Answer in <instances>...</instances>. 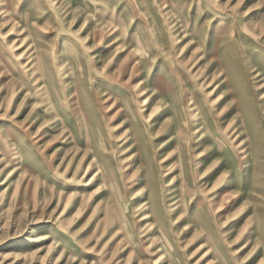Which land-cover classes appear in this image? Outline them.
<instances>
[{"label": "rangeland", "instance_id": "rangeland-1", "mask_svg": "<svg viewBox=\"0 0 264 264\" xmlns=\"http://www.w3.org/2000/svg\"><path fill=\"white\" fill-rule=\"evenodd\" d=\"M89 1L0 0V264H264V0Z\"/></svg>", "mask_w": 264, "mask_h": 264}, {"label": "bare ground", "instance_id": "bare-ground-1", "mask_svg": "<svg viewBox=\"0 0 264 264\" xmlns=\"http://www.w3.org/2000/svg\"><path fill=\"white\" fill-rule=\"evenodd\" d=\"M202 34V33H201ZM215 43V42H214ZM15 45V44H14ZM220 45H219V41L218 42H216V44H214V45H211V44H209V46L206 48V49H204L203 51L205 52L206 51V53H207V50H209V54L208 55H215V54H217V55H220V53H221V62H222V67H225V66H227L228 65V63H226L225 64V59L223 58L224 57V47H223V49H222V51L219 49L220 47H219ZM4 50V49H3ZM221 51V52H220ZM199 54H200V52H199ZM198 55V54H197ZM220 57V56H219ZM24 61H26V62H24V64L22 65V66H20L19 67V65L18 66H16V70L18 69L19 71H20V75H18V77L21 79V81H23V84H22V82H21V84L24 86L23 88H22V91L24 92L26 89H30L31 90V92H34L33 91V88L35 89V87H37L36 88V91L34 92V93H36V95L38 96H41V94H42V90L44 89V88H42L43 86H41V84L40 83H42V80H43V78L45 77V75H46V73H44V71L43 70H41V71H39V73L37 72V73H35V71L38 69V67L37 66H33V63L31 62V61H29L28 60V57H26L25 58V60ZM32 64V66H29V65H31ZM255 64H257V63H255ZM232 65H233V63H232ZM33 67V68H32ZM229 67V66H228ZM235 68V67H234ZM139 74H141V72L139 71ZM228 74V73H227ZM254 74V73H253ZM255 75V74H254ZM184 78V77H183ZM182 78V79H183ZM262 78V77H261ZM230 79H231V77H230V75L228 74V80H229V82H231L230 81ZM186 81V80H185ZM260 83V82H259ZM190 84V83H189ZM229 84V83H228ZM258 84V83H257ZM38 85H39V87H38ZM164 85V84H163ZM263 85V83L261 84V86ZM193 86V85H192ZM69 89L72 87L71 85H69V86H67ZM220 85L219 86H217L216 88H215V94L214 95H216V91H217V89L219 90L220 89ZM165 88V87H164ZM163 88V89H164ZM187 88V87H186ZM194 88V87H193ZM45 89H47V87L45 88ZM39 90V91H38ZM264 90V89H263ZM21 91V89L19 90V91H16V88L15 87H13L12 89H11V96H13V94H16V92L17 93H19ZM21 91V92H22ZM98 91V90H97ZM129 91V90H128ZM166 92H168V90H165ZM189 91V90H188ZM262 92V91H261ZM260 92V93H261ZM41 93V94H40ZM188 93V92H187ZM241 94V93H240ZM264 94V93H263ZM262 94V95H263ZM187 95V94H186ZM28 96V93L27 92H25L24 93V97L23 98H26ZM218 96H221V93L220 94H218ZM217 96V97H218ZM226 96H227V94L226 93H223V98H226ZM117 98H119V97H117ZM126 98L128 99V100H131L132 102H131V105H129V110L131 111V113H133V112H137L138 114H139V109L141 108L142 109V107L140 106L141 105V103L138 105V109H137V107L136 106H134L133 105V102H134V100H135V96H134V94L133 93H131V91H129V93H128V95H126ZM216 99V98H215ZM191 100V97L189 98V100H188V102H187V104L184 106V108H185V112H184V117L187 119V122H182V123H180L181 124V126H183L186 130H189L191 127L189 126V122H190V119H191V116H189V115H192V113H193V111H194V109L192 108V106L196 103V101H190ZM199 100V99H198ZM68 101L70 102V101H72V102H70V105H71V107H72V109L74 110V111H78V110H81V102H80V99L77 101V96L76 95H74V96H72V97H70L69 99H68ZM106 101V100H105ZM144 101V100H143ZM243 101V100H242ZM11 99L9 98L8 100H5L4 99V101H2L1 103H0V109L2 108V109H5V110H9V108H10V105H11ZM136 102V101H135ZM217 102H218V104L221 102V98H219L216 102H215V108L216 107H218V104H217ZM153 102L152 101H144L143 102V104H145V111H146V118H148L149 119V117L151 116V114H153V112L155 111V108H154V106L155 105H153L152 104ZM239 103H241L240 101H239ZM251 103V102H250ZM248 104V106L250 105L251 106V104ZM113 104V103H112ZM117 104H120V103H117ZM161 104V102L160 103H158V105H156V106H162V105H160ZM101 105H102V103H101ZM111 105V103H108L107 101H106V105H105V111H104V113H103V115L102 116H105V117H108L111 121H112V124H111V132H112V135L116 132V131H118L117 130V126L115 127V119H116V117L119 115V116H121V114H122V112L124 113V110L125 109H122V111H120V112H114V110H113V107H111L110 106ZM136 105V104H135ZM203 106L204 107H206L207 108V110H208V107H207V100H204L203 101ZM103 107V106H102ZM254 108V107H253ZM100 109H101V107H100ZM141 109H140V112H141ZM183 110V109H182ZM204 111V110H203ZM102 112V111H101ZM83 113H84V111H83ZM186 113V114H185ZM203 113H205V112H203ZM202 113V117L201 118H204V114ZM250 114V113H249ZM256 114H257V112H256ZM64 115L67 117V119H69L70 120V116L68 115V114H66V113H64ZM65 116H63V120H66L65 119ZM84 116H85V113H84ZM180 116H181V114H180ZM189 116V117H188ZM198 116H196V117H194V118H192V121H195L196 120V118H197ZM84 119L82 120V123L84 124V132H85V134L86 135H90L89 134V125H87L88 123H87V121H86V116L85 117H83ZM253 121V120H252ZM255 123V122H254ZM257 123V122H256ZM26 126L27 125H25V124H22V126H18V128H14V130L16 131V133H15V135H16V137L17 138H19V137H23V139L25 140V144H26V146L28 147V145H27V143H28V138H27V131H28V129L26 128ZM192 126H193V124H192ZM259 126V125H258ZM257 127V126H256ZM149 128V127H148ZM97 130H98V133H99V136H102L104 133H103V131L102 130H100V127H98L97 128ZM135 130V129H134ZM11 131H13V128L12 129H10V128H7V129H4L2 132H0V136H2V138L0 139V147H2V140L6 143V149H4L3 147V149L2 148H0V149H2V150H4V153H8V152H10L11 154V157H16V153H17V151L19 150V148H18V143L16 142V141H13L12 139H11V135L12 134H10V132ZM93 131V130H92ZM117 133V132H116ZM23 134V135H22ZM92 134H93V132H92ZM261 134V133H260ZM259 134V135H260ZM109 135V134H108ZM93 139H94V142H95V140H96V138H95V135L93 134ZM106 137V136H105ZM115 137V136H114ZM264 139V138H263ZM20 141H22V140H20ZM90 142V141H89ZM88 142V143H89ZM260 142V141H259ZM262 144V143H261ZM259 149V148H258ZM261 149V148H260ZM261 150H263V149H261ZM97 151H98V153L100 154V155H102V156H105V153H107V152H109V156H112V153L110 152V150L108 149V147H105L104 146V150H98L97 149ZM86 153H87V151H86ZM258 153V152H257ZM259 153H262V152H259ZM255 155H257V154H255ZM89 157V156H88ZM258 157V156H257ZM83 159H85V158H83ZM88 158H86L85 159V161L87 160ZM95 159V158H94ZM96 159H98V158H96ZM259 159H261V158H259ZM257 161V160H256ZM92 164H89L88 165V167H87V170H91V168H95L96 169V167H100V165H101V163H99L98 162V160H96L95 161V163L94 162H91ZM259 164V163H258ZM257 164V166L259 167V165ZM96 167H95V166ZM254 166V165H253ZM94 169V170H95ZM260 169V168H259ZM142 172V171H141ZM207 172V170L206 171H203L201 174H203V173H206ZM106 174H108V172H107V170H103V169H101V171L99 172V170L97 171V173H95L94 175H95V179H94V181H95V183L96 182H102L103 183V181L102 180H104L105 179V176H106ZM261 174V173H260ZM262 174H263V172H262ZM256 178H258V176H255ZM255 177H254V179H255ZM262 181V180H261ZM260 181V182H261ZM101 183V184H102ZM100 184V185H101ZM112 185V184H111ZM263 185V184H262ZM144 186V184L143 185H141V188ZM264 186V185H263ZM102 187H103V189H104V184H102ZM257 187V188H256ZM255 188L257 189V190H260L261 188L258 186V185H255ZM96 189V188H95ZM94 189V190H95ZM102 189V190H103ZM102 190H96V193H98V192H100V191H102ZM139 192L141 191V193L138 195L139 197H138V199H142L143 197H144V195L146 194V192H144V190L142 189V190H138ZM73 194V193H72ZM141 202V201H140ZM246 205V204H245ZM152 207H153V205H152ZM247 208V206H244V209L243 210H245ZM264 213V212H263Z\"/></svg>", "mask_w": 264, "mask_h": 264}, {"label": "crops", "instance_id": "crops-1", "mask_svg": "<svg viewBox=\"0 0 264 264\" xmlns=\"http://www.w3.org/2000/svg\"><path fill=\"white\" fill-rule=\"evenodd\" d=\"M68 1L72 2L73 4H78L79 5V3L82 0H68ZM91 1H89L90 5H92L91 3L93 2V1L92 2ZM105 2L108 3L109 1L105 0ZM113 2H114L113 0H111V2H109V7H107V9H106L107 10V15H110L112 13V11L114 10L113 4H112ZM111 4H112V6H110ZM118 20H119V22H117V23H120V22L123 23L124 22L125 18L123 17V14H120V18H118L117 21Z\"/></svg>", "mask_w": 264, "mask_h": 264}]
</instances>
